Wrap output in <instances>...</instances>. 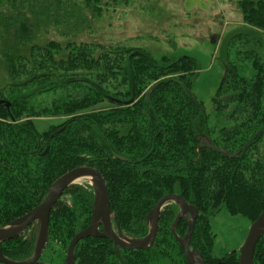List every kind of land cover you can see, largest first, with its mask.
I'll list each match as a JSON object with an SVG mask.
<instances>
[{
	"label": "trees",
	"instance_id": "1",
	"mask_svg": "<svg viewBox=\"0 0 264 264\" xmlns=\"http://www.w3.org/2000/svg\"><path fill=\"white\" fill-rule=\"evenodd\" d=\"M236 5L244 28L225 42V57L233 50L236 58L250 63L252 73L246 76L240 72L242 65L225 59L209 111L191 92L197 72L192 57L154 58L141 48L115 46L98 60L88 54L76 62L72 57L81 51L76 45L68 44L67 56L57 59L59 43L51 41L46 48L31 43L39 25L59 27L63 35L76 32L85 21L82 9L99 16L101 0H0V38L12 28L18 41L2 44L0 51L5 57L9 53L7 73L12 79L0 90V227L37 206L59 176L90 166L104 177L114 221L126 236H144L146 215L155 202L175 193L198 209L189 245L204 263L238 264L237 250L214 255L210 217L224 207L253 221L264 210V0H236ZM21 47L32 52L37 48L45 59L19 71L14 60ZM10 51L19 54L11 57ZM21 74L26 76L19 78ZM46 90L56 96L35 105L37 92ZM105 100L111 106L97 109ZM209 114L216 122H209ZM41 115L64 119L40 132L33 117ZM211 131L217 135L210 137ZM200 136L228 154L200 145ZM92 203L89 184L65 188L49 213L48 243L68 246L89 224ZM176 214L174 203L162 209L154 244L145 249L119 248L117 253L107 238L80 239L74 264H157L165 259L185 264L171 232ZM185 229L181 220L176 233L182 235ZM37 232L33 222L18 237L2 242L3 255L29 258ZM253 263L264 264V231Z\"/></svg>",
	"mask_w": 264,
	"mask_h": 264
},
{
	"label": "rangeland",
	"instance_id": "2",
	"mask_svg": "<svg viewBox=\"0 0 264 264\" xmlns=\"http://www.w3.org/2000/svg\"><path fill=\"white\" fill-rule=\"evenodd\" d=\"M101 7L99 16L82 9L85 21L76 32L70 34H61L59 27L39 25L32 31L31 43L39 48H46L51 41L59 43L62 51L54 54L57 59L67 56L68 44L76 45L78 52L81 50L77 56L72 57L76 58V62L83 60L88 54L93 60H98L101 54L116 49L115 46L141 48L154 58L162 55L170 58L192 57L197 63V72L191 92L209 111L212 108L211 98L217 92L226 67L225 59L242 65L243 71L240 69V72L246 76L252 73L250 63L236 58L233 50L228 51V57H225V42L244 28L236 0H101ZM2 33L4 35L0 38V51L2 44L8 47L14 41L18 42L12 28ZM231 46L234 47V44ZM35 50L32 52L30 47H21L20 54L18 51H10L11 57L18 54L20 56L14 60L19 71L45 59L37 48ZM8 57L9 53L6 57L0 54V90L12 83L7 73ZM95 73L97 72L94 71ZM25 76L26 74H21L19 78ZM30 86L32 85L28 88ZM54 96L56 94L53 91L37 92L35 105H45ZM110 106L111 103L105 100L98 103L96 108L107 109ZM63 119V116L33 117L34 125L40 132L50 125L59 124ZM209 122H216L211 114ZM208 135L215 137L217 134L211 131ZM76 183L90 185L86 179ZM252 222L244 216L230 214L221 207L210 217L214 255L219 257L233 250H237L239 254L238 249ZM60 248L58 242L48 243L47 238L38 264H63L67 246ZM157 264L170 262L165 259Z\"/></svg>",
	"mask_w": 264,
	"mask_h": 264
},
{
	"label": "water",
	"instance_id": "3",
	"mask_svg": "<svg viewBox=\"0 0 264 264\" xmlns=\"http://www.w3.org/2000/svg\"><path fill=\"white\" fill-rule=\"evenodd\" d=\"M154 86H151L147 91L146 96L149 97ZM115 100V99H113ZM196 100V99H195ZM3 102V100H0ZM132 102V99L128 101ZM9 103H6L8 106ZM60 130L55 131L54 133ZM251 141L245 146L248 147ZM206 147L226 155L227 150L215 146L211 142L205 144ZM48 147H46V152ZM121 160H126L125 157L117 155ZM84 177L91 185L93 191V203L91 209V218L89 224L79 230L70 240L63 264H74L75 255L74 247L76 243L86 237H104L109 239L118 253L119 248L122 249H145L154 244V240L158 231V221L160 212L169 203H175L179 211L171 225V232L181 246L184 254L185 264H205L198 250L190 247V237L193 226L198 214V209L189 204L181 195L168 193L161 196L146 215L148 232L141 237L126 236L114 221V213L109 206V196L104 177L100 171L90 166H78L70 169L59 176L48 188L44 199L27 213L12 219L6 225L0 227V244L6 240L13 239L21 235L33 222H38V232L34 244L32 255L24 260H13L5 257L0 249L1 264H38L39 257L48 238V223L49 213L54 204L61 197L65 188L76 183L75 179ZM181 218H185L187 222V230L183 237L176 234V225ZM264 231V210L250 224L243 243L238 251V264H254L253 254L255 245Z\"/></svg>",
	"mask_w": 264,
	"mask_h": 264
},
{
	"label": "flooded vegetation",
	"instance_id": "4",
	"mask_svg": "<svg viewBox=\"0 0 264 264\" xmlns=\"http://www.w3.org/2000/svg\"><path fill=\"white\" fill-rule=\"evenodd\" d=\"M202 139H203V142L200 144V145H205L207 142H210V140L207 138V137H205V136H200ZM227 154H228V152H227ZM226 154V155H227ZM117 155H120V154H115V156L117 157ZM120 156H123V155H120ZM123 157H125V156H123ZM118 158V157H117ZM126 158V160H122V161H125V162H127L128 161V158L127 157H125ZM119 159V158H118ZM119 160H121V159H119ZM173 203V202H172ZM170 204V203H169ZM175 204V203H174ZM168 205V204H167ZM176 205V204H175ZM177 206V205H176ZM164 209V208H163ZM178 211H179V208H178V206H177V213H178ZM177 215V214H176ZM176 217V216H175ZM197 217H198V214H197ZM197 217H196V219H197ZM181 220H183L184 222H185V225H186V229H185V232H184V234L186 233V230H187V222H186V219L185 218H181L180 220H179V222L181 221ZM147 222V221H146ZM178 222V223H179ZM195 222H196V220H195ZM113 223H116L115 221H113ZM158 223H159V221H158ZM178 223H177V225H178ZM172 225V224H171ZM177 225H176V228H177ZM194 225H195V223H194ZM148 226V225H147ZM194 227V226H193ZM176 231V230H175ZM193 231V230H192ZM147 232H148V228H147ZM146 232V233H147ZM157 233H158V231H157ZM177 234V233H176ZM184 234H182V235H178L179 237H183L184 236ZM157 236V235H156ZM155 241V240H154Z\"/></svg>",
	"mask_w": 264,
	"mask_h": 264
},
{
	"label": "bare ground",
	"instance_id": "5",
	"mask_svg": "<svg viewBox=\"0 0 264 264\" xmlns=\"http://www.w3.org/2000/svg\"><path fill=\"white\" fill-rule=\"evenodd\" d=\"M82 179H85V178H84V177L77 178V179H75V181L78 182V181H80V180H82Z\"/></svg>",
	"mask_w": 264,
	"mask_h": 264
}]
</instances>
